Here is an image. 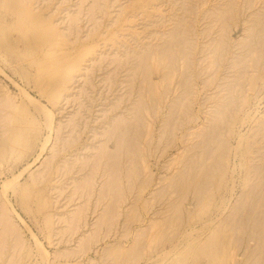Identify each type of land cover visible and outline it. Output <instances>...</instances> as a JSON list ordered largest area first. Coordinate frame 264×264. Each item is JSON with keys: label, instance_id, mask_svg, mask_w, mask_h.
Wrapping results in <instances>:
<instances>
[{"label": "rangeland", "instance_id": "rangeland-1", "mask_svg": "<svg viewBox=\"0 0 264 264\" xmlns=\"http://www.w3.org/2000/svg\"><path fill=\"white\" fill-rule=\"evenodd\" d=\"M10 1L0 264H264V0Z\"/></svg>", "mask_w": 264, "mask_h": 264}, {"label": "bare ground", "instance_id": "bare-ground-1", "mask_svg": "<svg viewBox=\"0 0 264 264\" xmlns=\"http://www.w3.org/2000/svg\"><path fill=\"white\" fill-rule=\"evenodd\" d=\"M8 1V0H7ZM9 3H11V5L12 6H17V5H19L18 3H17V0H11ZM22 3V2H21ZM7 4H8V2H7ZM24 4V3H23ZM22 4V5H23ZM10 4H9V6H11ZM25 6V5H24ZM18 7V6H17ZM22 7V6H21ZM27 8V7H26ZM14 9V8H13ZM19 9V8H18ZM24 10V9H23ZM22 10V11H23ZM13 11V10H12ZM15 11H17L16 9H15ZM19 11H21L20 9H19ZM14 12V11H13ZM24 12V11H23ZM12 13V12H11ZM21 14V13H20ZM18 17V16H17ZM23 17V16H22ZM18 20H20V19H18ZM22 20H23V18H22ZM28 26V25H27ZM19 29V28H18ZM26 33V32H25ZM24 34V33H23ZM24 92V91H23ZM26 93V92H25ZM24 93V94H25ZM28 96V95H27ZM29 97V96H28ZM32 100H34V99H32ZM31 100V101H32ZM53 117V116H52ZM50 120V119H49ZM53 121V120H52ZM49 122V121H48ZM50 123V122H49ZM48 123V124H49ZM51 124H52V122H51ZM50 124V125H51ZM53 125V124H52ZM51 129H52V126H51ZM206 137V136H205ZM214 138V137H213ZM50 139V138H49ZM206 139V138H205ZM241 139V138H240ZM243 139V138H242ZM133 140V139H132ZM210 140H212V139H210ZM121 142V141H120ZM220 141H218V143H219ZM202 145V144H201ZM119 146V145H118ZM196 146V145H195ZM205 147H206V145H205ZM215 147V146H214ZM201 149V148H200ZM206 149H208V148H206ZM205 149V150H206ZM210 149V148H209ZM203 152H204V150H203ZM202 152V153H203ZM206 152V151H205ZM212 152H213V150H212ZM211 152V153H212ZM210 153V152H209ZM216 153V152H215ZM224 153V151L222 152V153H220V154H223ZM240 154V153H239ZM211 155H213V154H211ZM211 155H209V157H208V159L210 158L211 159ZM217 155V154H216ZM215 154H214V156L215 157H217L216 159H215V161H214V163H213V165H211V164H209V166L206 168V167H204V168H206V170H205V173H203V174H205L204 175V177L200 180V176L198 175V179L200 180L199 182L197 181L196 183H198V185H196L195 184V181L193 182L192 181V179H194L195 178V176L194 177H191V183H194L196 186H195V190L196 191H198L197 193H206V191H210L211 189H212V187H211V189L210 190H208V188H209V186L211 185V180L214 178L215 179V175H218V174H220V175H218V178L220 177V179L221 178H223V176H225L224 174L226 173V170H227V168H225V165H224V161H223V159L225 158L224 157V155H225V153L223 154V156L221 155V156H216ZM110 156H111V154H110ZM201 156V155H200ZM206 156H208V154L206 155ZM213 157V156H212ZM196 158V157H195ZM194 158V159H195ZM199 158V157H198ZM200 160V159H199ZM214 160V159H213ZM196 161H198V160H196ZM194 162H195V160H194ZM200 162V161H199ZM199 162H197V163H199ZM224 162V163H223ZM189 164V163H188ZM194 164V163H193ZM196 164V163H195ZM201 165V164H200ZM241 165V164H240ZM228 167V166H227ZM235 168H236V166H234ZM226 170H225V169ZM192 169V168H191ZM188 170H189V168H188ZM194 170H196V169H194ZM224 170V171H223ZM203 171V170H202ZM222 171V172H221ZM198 172V171H197ZM204 172V171H203ZM219 172V173H218ZM224 172V174H222ZM183 173V172H182ZM200 173V172H199ZM216 173H218V174H216ZM233 173H234V171H233ZM184 174V173H183ZM190 174L192 175V173L190 172ZM182 175V174H181ZM188 175V174H187ZM202 175V174H201ZM221 175H223L222 177H221ZM232 175V174H231ZM20 175H18V177H19ZM184 176H186V175H184ZM190 177V176H189ZM181 178V177H180ZM187 177H185V180H187L186 179ZM196 178V179H197ZM182 179V178H181ZM17 180V179H16ZM184 180V181H185ZM190 180V179H189ZM195 180V179H194ZM10 181V180H9ZM12 181V180H11ZM10 181V182H11ZM220 181V180H219ZM10 182H7L8 183V185L10 184ZM14 182V181H13ZM213 182V181H212ZM182 183V185L184 184L183 182H181ZM190 183V184H191ZM13 184V183H12ZM11 184V185H12ZM6 185V184H5ZM214 185V184H213ZM10 186V185H9ZM13 186V185H12ZM192 186V185H191ZM186 186L184 185V188H185ZM188 187V186H187ZM5 188V187H4ZM16 188V187H15ZM12 189V188H11ZM185 190H186V188H185ZM194 190V191H195ZM7 191V190H6ZM195 191V192H196ZM264 191V190H263ZM262 191V192H263ZM207 192V193H208ZM213 192V191H212ZM233 192V191H232ZM204 193V194H205ZM195 195H196V193H195ZM200 195V194H199ZM261 198L263 199V201H264V194L263 195H261ZM198 200H200V199H198ZM204 200V199H203ZM202 200V201H203ZM201 201V200H200ZM261 202V201H260ZM257 205V204H256ZM247 206V205H246ZM254 209V208H253ZM243 210H244V208H243ZM249 210V209H248ZM261 210V209H260ZM242 211V210H241ZM251 212H253V211H251ZM247 214H248V212H246ZM251 214V213H250ZM253 215V214H252ZM242 216H244V215H242ZM246 217H247V215H246ZM250 217V216H249ZM253 217H254V215H253ZM245 219V218H244ZM247 219V218H246ZM237 220V219H236ZM242 220V219H241ZM248 220H249V218H248ZM251 222H252V220H250ZM264 221V220H263ZM251 222H249V223H251ZM254 222H255V220H254ZM232 223V222H231ZM243 223V222H242ZM248 223V222H247ZM262 223V222H261ZM261 223H259V224H261ZM207 224V223H206ZM255 224V223H254ZM258 224V225H259ZM246 225V224H245ZM207 226V225H206ZM233 226V225H232ZM247 226V225H246ZM263 226V225H262ZM243 227H244V224H243ZM243 227L241 228V229H243ZM250 227V226H249ZM253 227V226H252ZM239 228V227H238ZM254 228V227H253ZM264 228V227H263ZM244 229H247V228H244ZM256 229V228H255ZM257 229H258V227H257ZM256 229V231L257 232H259L258 230ZM194 230V229H193ZM247 230H249V229H247ZM199 231V230H198ZM231 231V230H230ZM246 231V230H245ZM262 231V230H261ZM196 232V231H195ZM251 232V231H250ZM246 233H247V231H246ZM252 233V232H251ZM254 233H255V231H254ZM192 234V233H191ZM256 234V233H255ZM246 235V234H245ZM260 235H261V233H260ZM262 235H263V233H262ZM188 236V235H187ZM221 236V235H220ZM212 237H214L213 235H212ZM238 237V236H237ZM240 237H241V235H240ZM253 237V236H252ZM248 238H249V240L251 239L249 236H248ZM255 238V237H254ZM259 239V238H258ZM262 239V238H261ZM264 240V239H263ZM198 241V240H197ZM208 241V240H207ZM214 241V240H213ZM212 241V238H211V242L209 243V244H211V243H214ZM245 241V240H244ZM251 241H252V239H251ZM260 241V240H259ZM258 241V242H259ZM241 242V241H240ZM256 242V241H255ZM264 242V241H263ZM259 244V243H258ZM261 244H262V242H261ZM207 245V244H206ZM211 246V245H210ZM204 247H205V244H204ZM207 247H208V245H207ZM264 247V246H263ZM203 248V247H202ZM201 248V249H202ZM212 248V247H211ZM240 248V247H239ZM204 249V248H203ZM205 251H207V250H205ZM169 252V251H168ZM164 253V252H163ZM264 255V254H263ZM160 256V255H159ZM168 256V255H167ZM258 256V255H257ZM262 256V255H261ZM163 257V256H162ZM213 257V256H212ZM217 257V256H216ZM264 257V256H263ZM261 258V257H260ZM180 263V262H179ZM238 263V262H237ZM244 264V263H243Z\"/></svg>", "mask_w": 264, "mask_h": 264}]
</instances>
